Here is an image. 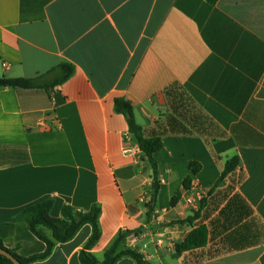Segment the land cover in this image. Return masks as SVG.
Returning a JSON list of instances; mask_svg holds the SVG:
<instances>
[{"label": "crops", "instance_id": "obj_1", "mask_svg": "<svg viewBox=\"0 0 264 264\" xmlns=\"http://www.w3.org/2000/svg\"><path fill=\"white\" fill-rule=\"evenodd\" d=\"M63 63L74 73L49 91L0 87L4 246L42 254L14 218L53 199L54 218L65 205L100 207V260L129 232L126 247L147 264H264V0H0V78ZM117 99L163 142L153 210L154 169ZM235 156L238 172L217 184ZM202 225L207 244L179 255ZM91 234L85 225L35 264H82Z\"/></svg>", "mask_w": 264, "mask_h": 264}, {"label": "trees", "instance_id": "obj_2", "mask_svg": "<svg viewBox=\"0 0 264 264\" xmlns=\"http://www.w3.org/2000/svg\"><path fill=\"white\" fill-rule=\"evenodd\" d=\"M214 1V0H212ZM74 73V67L70 64L63 63L52 69L47 74L36 78H0V87H10L22 90H46L61 85L66 82ZM115 108L118 113L128 117L130 133L134 136L141 151L147 157L154 169V197L148 204L150 210H153V202L159 190L158 178V164L155 161L154 155L163 147V142L160 137H146L142 126H140L135 118L134 108L132 104L125 99H117L115 101ZM240 168V159L235 156L227 161L225 169L218 180L217 184L224 181L231 175L238 172ZM190 169L193 174H197L201 170V165L197 162L190 164ZM192 178L189 177L185 181V188L189 189ZM177 197L172 201L176 204ZM55 201L53 199L44 200L38 204L28 207L21 214L14 218V222H26L31 232L46 245V250L42 254H36L30 257H22L15 251L7 249L2 240H0V249H4L11 253L21 264H35L37 262L48 259L53 253L54 249L59 244L67 243L73 240L79 231L85 226L90 225L92 234L85 244L83 250L80 252V261L82 264H117L119 260L124 257H130L135 260L136 264H147L145 257L137 250L126 247V239L129 232L120 234L108 250L104 257L100 260L92 249L98 243L101 237V230L99 227V217L101 209L98 205L92 206L88 211H81L72 206L65 205L62 209L61 218H54L51 215ZM188 218L185 223L193 222L197 217ZM183 222V223H184ZM13 225H5L3 227L11 228ZM2 227V226H1ZM208 242V232L205 226L196 227L188 237L180 244L176 245V251L180 255L194 249L204 247ZM0 264H14L9 258L0 254Z\"/></svg>", "mask_w": 264, "mask_h": 264}, {"label": "water", "instance_id": "obj_3", "mask_svg": "<svg viewBox=\"0 0 264 264\" xmlns=\"http://www.w3.org/2000/svg\"><path fill=\"white\" fill-rule=\"evenodd\" d=\"M0 254L9 258L14 264H21L11 253L4 249H0Z\"/></svg>", "mask_w": 264, "mask_h": 264}, {"label": "built area", "instance_id": "obj_4", "mask_svg": "<svg viewBox=\"0 0 264 264\" xmlns=\"http://www.w3.org/2000/svg\"><path fill=\"white\" fill-rule=\"evenodd\" d=\"M8 67H9V66H8V65H6V68H8ZM189 202H190V203H192V204H194V201H193V200H191V199L189 200Z\"/></svg>", "mask_w": 264, "mask_h": 264}]
</instances>
